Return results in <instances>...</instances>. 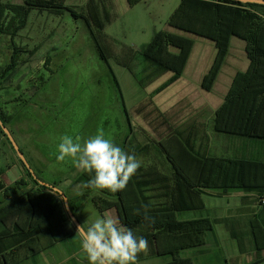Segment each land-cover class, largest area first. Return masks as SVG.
Here are the masks:
<instances>
[{"label": "rangeland", "instance_id": "374dc122", "mask_svg": "<svg viewBox=\"0 0 264 264\" xmlns=\"http://www.w3.org/2000/svg\"><path fill=\"white\" fill-rule=\"evenodd\" d=\"M26 1L38 3L41 0H0V3L23 4ZM180 2L62 0V6L85 15L91 22V28L97 35L94 37L106 61L99 57L84 24L73 19L67 10L52 14L32 9L22 26L19 27L18 21L12 24V35L0 34V66L9 65L12 58L16 65L20 64L13 79L6 83L12 88L19 84L20 89L14 97L19 102L10 103L5 109L13 115L8 129L13 132L17 145L24 150L31 146H58L64 135L82 142L102 132L105 138L125 146V149L128 146L129 149L131 146H147L143 154L136 155L137 158L144 165L158 166L161 165L160 160L152 147L158 146L159 142L164 144L175 140V136L182 134V129L197 122V114L205 120L200 126V137L204 135L208 140L213 139L208 125V109L202 116L203 111L192 109L187 102L200 92L205 99L211 96V92L200 87L199 81L205 67L206 71L210 68L215 49L207 39L167 26ZM11 16L6 12L5 22ZM166 31L193 40L190 54L193 53L189 54L184 75L183 69L181 75L167 86L164 84L170 80L172 72L160 69L140 55L144 47L153 44L157 35L155 42L162 43L166 55L171 56L175 48L168 47L165 36L162 37ZM234 41L244 44L237 38ZM240 46L233 47L228 57L231 68L226 70L224 67L225 72L234 73V69H238L241 61L245 60ZM14 48L20 52L14 53ZM147 54L154 57L149 50ZM112 77L120 88L126 116L121 111ZM195 137L194 133L192 139L196 141ZM0 139L1 146H11L1 133ZM207 202L218 203L208 198ZM84 211L83 216L77 214V219L86 228L99 214L88 206ZM183 217H191V214ZM70 226H73L71 221ZM68 242L75 251L74 241ZM216 249L227 256L228 250L223 245ZM191 259L193 264H207L204 256Z\"/></svg>", "mask_w": 264, "mask_h": 264}, {"label": "trees", "instance_id": "16d2710c", "mask_svg": "<svg viewBox=\"0 0 264 264\" xmlns=\"http://www.w3.org/2000/svg\"><path fill=\"white\" fill-rule=\"evenodd\" d=\"M32 9L46 10L52 14L69 11L73 19L80 20L84 24L99 57L106 61L101 52V46L95 39L97 35L91 28V22L85 15L62 6V0H41L38 3L26 1L23 4L0 3V34L12 35L10 31L12 24L18 21L19 27L22 26ZM6 12L12 15L7 22H5ZM167 26L213 43L215 56L200 83V87L205 91L212 89L228 52L230 38L236 37L245 43L248 68L244 72H237L232 78L222 104L213 113L211 130L216 134L227 136H248L264 106V6L241 4L231 0H181L178 8L168 19ZM163 36L168 47L175 48L171 56L166 55L167 52L162 43L155 42L158 39L157 35L154 37L153 44L144 47L140 55L143 59L155 63L160 69L172 72L170 80L164 84L167 86L181 75L191 52L193 40L185 35L169 31H166ZM148 50L154 54V57L147 54ZM133 57L132 55V59ZM166 63L170 65L167 66ZM15 65L16 62L12 58L9 66L2 71L1 79L5 78L6 73L10 72ZM112 81L121 102V111L126 116L120 88L113 77ZM0 120L4 125L9 122V119L1 113ZM0 133L3 134L1 129ZM174 139L164 144L159 142L158 146L152 147L161 165L142 164L123 191L112 193L108 190L85 187L92 177L88 173L81 172L75 183L80 184L87 193H84L81 198L74 199H69L64 194L76 219V213L82 201L90 192H93L95 194L90 196L89 201L99 213L114 208L120 223L131 228L137 235L152 240L158 254L172 253L171 251L176 252L197 242L192 234L181 237V234L176 236L175 233H180L183 229L195 231L200 226H205L203 220L183 223L176 221L172 215V213L188 210L186 204L182 203L183 189H194L199 184L198 179L205 165L210 166V176L205 188L259 189L258 196L261 198L264 195L262 158L216 157L210 161L195 150L187 137L180 134ZM146 147L131 146L129 149L128 146L125 149V146H122L130 153L135 151V155L143 154ZM25 172L39 191L28 190L9 204L2 206L0 223L9 224L11 221L14 231L20 233L13 239L14 246H19L14 251L21 248L26 254H33L36 253L37 248H46L76 231L73 226H70L59 196L48 188L38 185L27 169ZM142 203L148 206V214L155 218V223L151 226L146 225L142 215L134 214ZM166 237L173 240V243H167ZM20 258V255H17L16 258L8 259L6 254L2 253L0 264H16L21 260ZM167 264L188 263L184 260H175Z\"/></svg>", "mask_w": 264, "mask_h": 264}, {"label": "crops", "instance_id": "0c3cea01", "mask_svg": "<svg viewBox=\"0 0 264 264\" xmlns=\"http://www.w3.org/2000/svg\"><path fill=\"white\" fill-rule=\"evenodd\" d=\"M234 38L236 37H231L229 40L228 52L213 83L212 90L209 91L211 96L205 99L206 97L204 98V95L200 92V94H196L197 97L190 98L187 102L188 105H192V109L203 111L202 116L205 115L206 109H208L207 112L210 113L208 125L213 139L208 140L204 135L200 137L202 131L200 126L204 124L205 120L198 117V114L195 124L192 122V124L182 129V136L187 137L195 150L210 161L216 157L262 158L264 161V106L261 108L248 136H227L216 134L211 130L213 113L222 104L232 78L237 72H244L248 68L249 62L244 50L245 43L238 44L234 41ZM239 45H241L240 49L245 54V60L241 61V66L238 69H234V73H227L225 71L231 68L228 57L233 52V47H239ZM13 50L14 53L20 52L16 48ZM27 61H24V63ZM8 66H0V113L9 119V122L5 125L7 129L13 115L5 109L9 107L10 103L19 102V99L14 97L17 96L20 89L19 84H16L17 86L14 88H12V85L8 86L9 84H6L13 79L20 64L15 65V68L6 73L5 78L1 79L2 71ZM224 67H226V70ZM206 70L205 67L201 78L207 72ZM218 81L220 82L218 83ZM199 82L201 83V81ZM196 84L198 86V83ZM188 87H191V85L188 84ZM8 130L10 131V129ZM10 133L13 137V132L10 131ZM194 133L196 141L192 139ZM1 145L0 139V208L28 190L39 191L38 187L26 174V169L20 159L16 157L17 155L14 153L12 146ZM18 148L37 180L58 188L69 199L81 198L84 193H87L80 184L75 183L81 171L74 166L72 161L70 159L63 162L57 161L58 146H31L26 150L21 146H18ZM209 174L210 166L205 165L198 179L199 184L194 189H183L182 203L186 204L188 210L172 213L174 219L179 222L187 223L194 220L205 222V226H200L195 231L183 229L182 232L175 233L176 236L181 234V237L192 234L196 237L197 242L176 252L158 254L155 243L147 239L149 250L146 254H139L138 264H167L175 260H184L188 264H193L191 258L194 256H204L207 264H264V205H260L258 201V198H260L258 196L259 189H207L205 187ZM92 194L93 192H90L88 197L84 198L76 216L77 214L83 216L85 214L84 209L88 206L97 212L99 216L107 213L120 221L114 208L99 213L89 201ZM207 198L216 200L218 203L207 202ZM189 213L191 217H183ZM88 226L86 225V228ZM19 234V232L14 231L11 221L9 224L7 222L0 223V254L5 253L8 259L20 255L21 260L16 264H88L87 256L82 252L80 239L75 232L60 241L53 242L46 248H37L36 253L33 254H26L21 248L14 251L19 246H14L13 239ZM67 241H74L75 251L70 248L72 245ZM165 241L169 244L173 243V240L167 237ZM221 245L228 250L226 257L216 249Z\"/></svg>", "mask_w": 264, "mask_h": 264}, {"label": "clouds", "instance_id": "9594fccd", "mask_svg": "<svg viewBox=\"0 0 264 264\" xmlns=\"http://www.w3.org/2000/svg\"><path fill=\"white\" fill-rule=\"evenodd\" d=\"M58 153L57 161L70 159L78 170L92 177L85 187L112 193L125 190L142 166L134 153L105 138L102 132L82 142L64 135L60 138ZM134 214L142 215L147 226L155 223V218L148 214V206L143 203ZM75 228L88 264H138L139 254L149 250L145 237L107 213L98 215L87 228L84 223L75 224Z\"/></svg>", "mask_w": 264, "mask_h": 264}, {"label": "water", "instance_id": "95a60500", "mask_svg": "<svg viewBox=\"0 0 264 264\" xmlns=\"http://www.w3.org/2000/svg\"><path fill=\"white\" fill-rule=\"evenodd\" d=\"M231 1L239 2L241 4H256V5H262V6H264V0H231ZM0 129H1L2 133L4 134V136L6 137V139L11 144V146H12L13 150L15 151L17 157L20 159V161L22 162V164L24 165V167L31 174V176L33 177V179L37 183H39L41 186H44V187L48 188L49 190H51L52 192H54L55 194H57L59 196V198L63 202V206H64V210L66 212V215L68 216L69 220L72 222V224H73L74 227H75V224H80L78 222V220L76 219V217L74 216V214L71 212V210H70V208L68 206L67 198L64 195V193L62 191H60L58 188H56V187H54L52 185H49L47 183H44L42 181L37 180L36 176L32 172V170L29 167L27 161L25 160V158L23 157L21 151L19 150L16 142L14 141V139H13L10 131L7 129V127L3 124V122L1 120H0Z\"/></svg>", "mask_w": 264, "mask_h": 264}, {"label": "built area", "instance_id": "2783aa9c", "mask_svg": "<svg viewBox=\"0 0 264 264\" xmlns=\"http://www.w3.org/2000/svg\"><path fill=\"white\" fill-rule=\"evenodd\" d=\"M259 204H260V205H264V196H262V197L259 199Z\"/></svg>", "mask_w": 264, "mask_h": 264}]
</instances>
